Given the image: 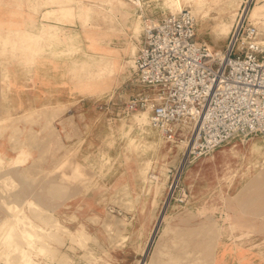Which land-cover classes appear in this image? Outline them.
Instances as JSON below:
<instances>
[{"label": "crops", "instance_id": "obj_1", "mask_svg": "<svg viewBox=\"0 0 264 264\" xmlns=\"http://www.w3.org/2000/svg\"><path fill=\"white\" fill-rule=\"evenodd\" d=\"M71 1L72 10L65 16L58 10V3L64 6V0H0V157L16 187L10 194L19 197L24 209H31L33 219L43 227L49 225L52 216L41 209L63 217L57 211L64 208L65 194L80 191V149L90 125L85 119L91 109L84 111L80 97L64 85L63 68H68L70 80V70L75 65L79 68L81 45L86 43L76 10V2L81 0ZM139 2L134 14L141 24L144 19L158 22L166 15L160 0ZM109 22L108 35L113 31ZM48 26L60 29L56 38L48 39ZM71 81L74 85V79ZM22 154L24 161L18 164ZM126 164L123 171L112 175V194L106 197L104 206L96 201L75 202L74 195L69 206L76 221L95 237L98 246L92 245V250L94 255L99 253L108 259L104 264L139 262V243L145 241L156 217L155 207L151 201H143L138 190L136 161ZM176 165L177 181L181 177L186 196L183 225L202 232L199 240L208 247V264H264L262 140L234 137L196 162L189 163L181 156ZM127 195L132 199L130 203L124 202ZM31 202L38 207L28 206ZM108 207L120 216L108 213ZM15 208L23 212L18 205ZM91 218L96 222H90ZM121 221L125 223L123 230ZM208 229L214 233L209 234ZM11 230V243L18 252L11 253L9 264L35 263L21 255L28 244L21 237L22 229L16 225ZM186 243L193 248V239L188 235ZM56 254L53 251L51 257ZM80 259L85 264L92 261L91 257L86 260L85 254Z\"/></svg>", "mask_w": 264, "mask_h": 264}, {"label": "rangeland", "instance_id": "obj_2", "mask_svg": "<svg viewBox=\"0 0 264 264\" xmlns=\"http://www.w3.org/2000/svg\"><path fill=\"white\" fill-rule=\"evenodd\" d=\"M160 1L165 14L188 10L195 23V40L206 43L211 52L223 51L229 33L246 11L248 20L258 28L264 29V4L258 17L259 22L251 19L256 0ZM130 2L126 0L76 2L78 5L76 10L79 11L81 19L82 37L86 39V43L84 45L82 41L79 68L75 65V68L70 70L69 80V71L65 65L63 77L67 90L80 97L81 108L84 111L91 109L90 116L86 115L85 119L87 124H90L87 125V129L85 128L88 137L81 143L80 149V191L76 194H65L64 208L57 211L58 214H64L63 217L58 218L54 211L41 209L52 216L51 219L54 221L50 227H47L48 225L43 227L33 219L31 209L25 210L21 199L10 194L16 187L5 171L6 162L0 157V264H9L12 260L11 253L18 252L11 243L13 239L10 236L11 229L16 225L23 231L24 236L21 237L28 241V244L23 246L22 249L25 251H21V255L29 257L30 261L33 260L36 264H85L83 259H80L84 254L86 260L92 258L90 264H104L108 259L99 256V253H96L97 255L93 253L92 245L98 246L95 237L88 235L89 231L84 225L76 221L73 209L69 206H72L73 195L76 197L75 202L96 201L104 206L106 197L112 194V175L123 171L124 167H127L126 162L130 160L136 161L139 176L137 187L142 192L143 201H151L152 204L154 197L157 199L155 220L147 230L145 241L138 246L137 253L140 256L149 240V233L150 235L152 233L149 232L151 227L154 229L156 224V229L152 240L145 247L144 256L137 257L139 262L136 264L209 263L208 247L203 246L199 240L202 232L198 228L186 229L183 225L186 196L180 183L181 177L177 181L179 168L176 170L182 150L177 148L179 145L177 147L164 145L146 126L141 129L142 131L138 129L142 112L127 117L121 112L126 100L142 91L134 82L131 62L141 39L142 24L134 14L135 7ZM63 3L64 6L61 2L58 3L60 5L58 10L67 16L72 10L70 7L72 1L64 0ZM109 20L112 22L113 31L108 35L105 32L109 27ZM59 31L57 27L48 26V39L56 38ZM107 54H110L108 60ZM71 79H74V85ZM23 161L24 154L17 163ZM153 179L164 185L157 196L154 191L151 193V189L148 190L150 188L148 181ZM131 201L127 195L124 202ZM15 205L24 213L16 209ZM28 206L38 207L34 202ZM106 210L107 212L112 210L113 213L110 214L120 216L115 209L108 207ZM89 221L96 222L93 218ZM121 222L123 230L125 223ZM207 232L213 234L214 230L208 229ZM187 235L188 239H193L192 249L187 246L190 244L186 243ZM53 251L58 255L51 257ZM36 253L41 254L40 257L39 255L35 257ZM97 256L103 262L99 263Z\"/></svg>", "mask_w": 264, "mask_h": 264}, {"label": "built area", "instance_id": "obj_3", "mask_svg": "<svg viewBox=\"0 0 264 264\" xmlns=\"http://www.w3.org/2000/svg\"><path fill=\"white\" fill-rule=\"evenodd\" d=\"M131 62L142 91L126 100L123 116L146 112L147 129L165 145L182 144L189 163L234 137L264 143V29L246 13L221 53L195 40L188 10L144 19Z\"/></svg>", "mask_w": 264, "mask_h": 264}, {"label": "bare ground", "instance_id": "obj_4", "mask_svg": "<svg viewBox=\"0 0 264 264\" xmlns=\"http://www.w3.org/2000/svg\"><path fill=\"white\" fill-rule=\"evenodd\" d=\"M134 4L135 5H140V2L139 1H137V2H134ZM263 4H264V0H256V3H255V7H254V9H253V11H252V13H251V19H252V21H255L256 23L257 22H259V20H258V17H259V15H260V11H261V9H262V6H263ZM225 7H229V6H225ZM224 8V7H223ZM245 8H246V4H245ZM244 8V9H245ZM249 8V7H248ZM248 8H247V10H248ZM221 10H223L222 8H221ZM190 13V12H189ZM246 13V16H247V11L245 12ZM245 13H242V15H241V17L240 18H242L243 17V15L245 14ZM191 15V14H190ZM247 19H248V16H247ZM249 21V20H248ZM142 113H146V112H142ZM147 116H146V114H143L142 115V118L141 119H139V121H138V125H137V128L138 129H143V127L144 126H147ZM142 131V130H141ZM145 132V131H144ZM145 133H147V132H145ZM158 144V143H157ZM177 148H179V150L181 149L182 150V148H183V145L182 144H180L179 145V147H177ZM154 151V150H153ZM149 182V186H150V188H148V190L150 191V189H151V193L154 191L155 192V196H157L160 192H161V190L163 189V184H162V182H160V181H158V180H149L148 181ZM32 203V202H31ZM157 199L154 197V200H153V202H152V205H153V207H155L157 204ZM33 207V206H32ZM155 210H156V208H155ZM43 214H45V212L43 213ZM49 216V215H48ZM50 217V216H49ZM168 217V216H167ZM39 219V218H38ZM43 220H45V219H43ZM42 221V220H41ZM47 223H48V221H47ZM47 223H45V221H44V224H47ZM53 223H54V221H53V219H52V221L51 222H49V225L47 226V227H50V225H53ZM43 224V223H42ZM127 225V224H126ZM45 226V225H44ZM55 228V227H54ZM11 229V228H10ZM156 229V228H155ZM153 228H152V233H151V235H150V238H149V240L147 241V243H146V245H145V247L148 245V243H150V240H152L151 239V237H152V235H153ZM155 231V230H154ZM56 232V231H55ZM12 233H14V232H12ZM54 233V232H53ZM52 233V234H53ZM53 236V235H52ZM25 242H26V240H25ZM100 247V246H99ZM145 247H144V249H143V252L141 253V255L142 256H144V250H145ZM17 248V247H16ZM146 252V251H145ZM50 254V253H49ZM32 261V260H31ZM142 264V263H141Z\"/></svg>", "mask_w": 264, "mask_h": 264}, {"label": "water", "instance_id": "obj_5", "mask_svg": "<svg viewBox=\"0 0 264 264\" xmlns=\"http://www.w3.org/2000/svg\"><path fill=\"white\" fill-rule=\"evenodd\" d=\"M143 257V256H142ZM142 262V260L140 261V263Z\"/></svg>", "mask_w": 264, "mask_h": 264}]
</instances>
